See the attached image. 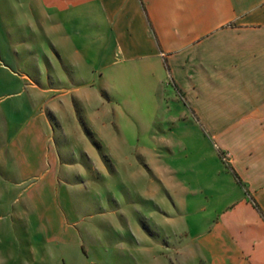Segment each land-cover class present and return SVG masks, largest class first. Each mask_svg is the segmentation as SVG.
<instances>
[{
    "label": "rangeland",
    "instance_id": "obj_1",
    "mask_svg": "<svg viewBox=\"0 0 264 264\" xmlns=\"http://www.w3.org/2000/svg\"><path fill=\"white\" fill-rule=\"evenodd\" d=\"M54 53L0 60V264H204L186 257L179 171L218 165L186 119L224 168L228 153L169 81L165 104L130 121L119 94Z\"/></svg>",
    "mask_w": 264,
    "mask_h": 264
},
{
    "label": "crops",
    "instance_id": "obj_2",
    "mask_svg": "<svg viewBox=\"0 0 264 264\" xmlns=\"http://www.w3.org/2000/svg\"><path fill=\"white\" fill-rule=\"evenodd\" d=\"M0 39L1 61L54 63L58 49L75 77L119 94L130 121L165 104L169 81L239 181L186 119L218 165L179 171L186 257L264 264V0H0Z\"/></svg>",
    "mask_w": 264,
    "mask_h": 264
},
{
    "label": "trees",
    "instance_id": "obj_3",
    "mask_svg": "<svg viewBox=\"0 0 264 264\" xmlns=\"http://www.w3.org/2000/svg\"><path fill=\"white\" fill-rule=\"evenodd\" d=\"M225 169H227L228 171H230L231 173H232V175H233V177L236 179V181H237V183H239V181H238V179L236 178V176H235V174L233 173V171L231 170V168L229 167V165H226L225 166ZM255 206V205H254ZM255 208L257 209V207L255 206ZM259 215H260V217L263 219V221H264V217H263V215L259 212Z\"/></svg>",
    "mask_w": 264,
    "mask_h": 264
}]
</instances>
